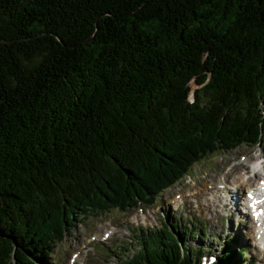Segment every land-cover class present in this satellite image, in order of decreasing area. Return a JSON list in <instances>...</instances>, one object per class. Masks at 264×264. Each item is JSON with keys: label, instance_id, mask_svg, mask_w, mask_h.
<instances>
[{"label": "trees", "instance_id": "obj_1", "mask_svg": "<svg viewBox=\"0 0 264 264\" xmlns=\"http://www.w3.org/2000/svg\"><path fill=\"white\" fill-rule=\"evenodd\" d=\"M263 144L264 0H0V264ZM168 226L121 263L198 264L196 228ZM223 246L214 264H252Z\"/></svg>", "mask_w": 264, "mask_h": 264}, {"label": "rangeland", "instance_id": "obj_2", "mask_svg": "<svg viewBox=\"0 0 264 264\" xmlns=\"http://www.w3.org/2000/svg\"><path fill=\"white\" fill-rule=\"evenodd\" d=\"M189 86L188 100H191L196 86L193 83ZM259 156L264 160V144L253 147L242 145L224 154L208 155L205 160L193 165L184 178L172 188L164 190L150 205L138 203L123 213L110 210L82 219L73 216L74 221L67 227L64 240L55 246L53 254L45 263L40 264H122L120 259L138 249L133 245V235L145 229L156 231L161 228L162 222L174 236L176 233L168 225L196 228L192 233L194 240H185L193 251L202 249L201 255L202 252L218 255L225 243L228 250L243 248V258L252 264H264V258L260 257L252 242L250 225L246 219L243 221L240 205L232 209L231 202L227 199L228 206L221 209L220 204L224 202L220 198L222 193L215 192V186L223 182L227 173L230 176L227 182L232 181L228 188L232 189L235 177L241 175L243 170H248ZM237 163L243 164V169L237 170L234 166ZM260 174H257L255 180L261 177ZM238 193L241 203L243 193ZM214 195L219 198V202L212 204ZM199 231L203 234H198L197 238ZM232 237H235L234 243L228 239ZM121 247L127 249L122 251ZM206 262L205 260V264Z\"/></svg>", "mask_w": 264, "mask_h": 264}, {"label": "bare ground", "instance_id": "obj_3", "mask_svg": "<svg viewBox=\"0 0 264 264\" xmlns=\"http://www.w3.org/2000/svg\"><path fill=\"white\" fill-rule=\"evenodd\" d=\"M235 168L237 170H241L243 169V164L241 163H237L234 165ZM250 167L252 168H256L258 167V172L262 173H258L260 174L259 176L261 177H264V160L262 162H259L258 159H256L253 163L250 164ZM256 177V176H254ZM258 177V176H257ZM230 179V176L229 174H225L224 175V179H223V182L222 183H219L220 185H217L215 186L216 187V190L215 192H218V193H222V196L220 197L222 200H224L223 203L220 204V208H224V207H227V202L226 200L228 199L230 202H231V206H232V209L233 208H236V206H239V203H240V196H239V193L238 191H242V193L244 191H246V189L248 188V182L247 184H244V182L241 180V176H236L235 179L233 181H235L231 187L232 189H229L228 186H230L231 182L228 183L227 181ZM214 192V194L216 195V193ZM215 195L213 196V199H211V203H218L219 202V198L215 197ZM220 195V194H219ZM241 211V210H240ZM242 215V213H241ZM242 218H243V221H244V216L242 215ZM253 243L256 244V242L254 241V232H253ZM259 245H264V237H260V239L258 240L257 242ZM257 252L260 254V257L263 259L264 258V254H261L262 252H264V249L263 251H258V249L256 248Z\"/></svg>", "mask_w": 264, "mask_h": 264}, {"label": "water", "instance_id": "obj_4", "mask_svg": "<svg viewBox=\"0 0 264 264\" xmlns=\"http://www.w3.org/2000/svg\"><path fill=\"white\" fill-rule=\"evenodd\" d=\"M98 18H99V17H97V19H98ZM97 19H96V20H97ZM32 39H33V38H32ZM56 39H57V38H56Z\"/></svg>", "mask_w": 264, "mask_h": 264}]
</instances>
